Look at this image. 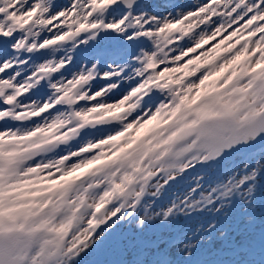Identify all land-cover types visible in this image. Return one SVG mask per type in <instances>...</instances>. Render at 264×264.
Instances as JSON below:
<instances>
[{"label":"snow or ice","instance_id":"6c2138e0","mask_svg":"<svg viewBox=\"0 0 264 264\" xmlns=\"http://www.w3.org/2000/svg\"><path fill=\"white\" fill-rule=\"evenodd\" d=\"M0 264H264V0H0Z\"/></svg>","mask_w":264,"mask_h":264},{"label":"rangeland","instance_id":"374dc122","mask_svg":"<svg viewBox=\"0 0 264 264\" xmlns=\"http://www.w3.org/2000/svg\"><path fill=\"white\" fill-rule=\"evenodd\" d=\"M180 2L185 3V4H191L194 2V0H180Z\"/></svg>","mask_w":264,"mask_h":264}]
</instances>
